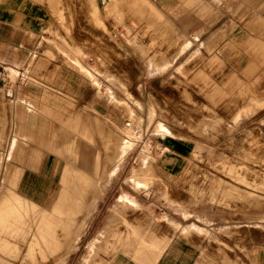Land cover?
Instances as JSON below:
<instances>
[{"label": "rangeland", "instance_id": "rangeland-1", "mask_svg": "<svg viewBox=\"0 0 264 264\" xmlns=\"http://www.w3.org/2000/svg\"><path fill=\"white\" fill-rule=\"evenodd\" d=\"M0 71V174L38 148L21 124L35 115H48L49 126L33 128L50 145L72 142L83 173L99 147L86 118L128 145L119 160L118 151L100 159L105 191L84 192L80 177L68 174L81 208L62 211L71 225L58 228L55 249L39 260L0 257V264H84L121 193L139 204L124 212L127 220L143 222L146 236L171 239L156 264H264V207L250 203L264 200L257 193L264 182L249 172L264 173V100L248 105L252 95L264 97V0H0ZM91 79L113 102L93 95ZM40 101L61 108L41 113ZM132 112L138 120L129 134ZM118 225L88 264H135L123 249L110 254L132 241ZM192 226L205 233L181 234ZM180 235L198 239L188 245L194 259L170 254L176 245L186 249Z\"/></svg>", "mask_w": 264, "mask_h": 264}, {"label": "bare ground", "instance_id": "bare-ground-1", "mask_svg": "<svg viewBox=\"0 0 264 264\" xmlns=\"http://www.w3.org/2000/svg\"><path fill=\"white\" fill-rule=\"evenodd\" d=\"M216 44L217 42L215 41L214 45ZM58 50L62 51L68 57L70 61H75L76 63H80V60L78 58L70 55L68 51L64 50L61 46L58 47ZM90 84L92 87L93 95L95 97L98 96V99L99 98L105 99L106 103L113 102V100L109 98V93H103L99 90V86L96 81L91 79ZM238 99L240 100V98ZM250 99L251 101L249 102L248 105L255 103V102L256 103L262 102L264 100V97H260V95H257V96L252 95ZM252 99H255V100H252ZM119 102L118 101L114 102L115 105L114 104L113 105L117 108L120 105ZM51 103L54 106L49 107V106L44 105V102L42 101L39 104L41 113L45 112V110L42 111V109H44L45 107H47V109L49 110H52V109L55 110V108L59 109L60 106H58L54 102H51ZM19 116L20 118H23L22 117L23 115H19ZM44 116L35 115V119L33 118L32 121L29 123V125L25 121H24L25 123L24 122L21 123V124H24L25 131H26L25 127L28 128L27 129L28 131L26 133L33 139V141L36 140L37 142L41 143L40 144L42 145L41 147H44V148L38 149L40 147L38 143L37 144L38 148L33 149L31 151V155L29 156L26 155L23 157V159L28 157L27 159L21 160L19 164L15 163L11 165L10 164L6 165L4 167L3 173L1 172L2 174H0V257H2L3 259L4 257L6 258L7 256L18 257L20 254L23 255L24 257L28 256L32 260L34 259L39 260L40 258H45L46 255L50 253V250L52 248L55 249L59 244L58 238L60 234H58V231H59L58 228L64 227L65 229V228H68L69 225H71L70 219L62 220V211H64V209L66 208L71 213L73 212L75 213L76 211H79L81 208L79 201H78L79 197H76L74 195L75 190L77 191L78 188L70 184L69 180L67 179L68 174L72 173V174H75L77 177L78 176L80 177L81 183H82L80 185V190H83L84 192L91 191V193L93 194L95 187H99V186L102 188L103 191H105L106 187L100 184L101 178L105 177L104 165L101 162L102 157L104 156L105 158L106 156L110 154L111 151L113 152L118 151L119 153L116 156V160H119L120 156H122V152L124 154L128 148V145L125 144V142L123 146L121 147L119 146V144L121 143V136L119 134L118 136H116L115 134H112L111 131L109 132L97 120H91V118H86L84 120V123H85L84 125L90 129V136L94 135V137L99 140V145H98L99 147L96 148V151L94 153L93 166L90 169L88 168L89 171L86 170V172L83 173V171L79 169L78 165H81L80 164L81 162L80 160L78 161V155H76L75 148L73 147L72 142L69 141L68 143H65L66 145L54 147L49 144L50 140H52L51 138L50 140H47V138L43 136L44 133L34 130V128H37V127L46 128L47 126H49L50 122L48 123L49 120L46 119L48 115L46 117ZM235 119H237V117ZM137 120H138L137 114L132 112L130 120L127 121V123L125 122L127 125H129L126 133L131 134V131H133L136 127L135 123L137 122ZM121 126L122 124L117 125V127H121ZM161 127L164 131L170 132L169 130H167L168 128L166 126L163 125ZM19 130H20L19 135L21 133L22 134L24 133L22 129L19 128ZM79 133H80V130H79ZM19 135L17 137L15 136L14 138V141H13L14 150L12 149L13 151L17 150L15 148L17 147V144L20 142L21 138L19 137ZM54 138H55V135H54ZM2 140L3 138L1 139V132H0V143L2 142ZM36 141H34V143ZM56 141H57V138H56ZM59 141L60 139L58 140V142ZM63 141H67V140H63ZM81 155L82 154H80V156ZM249 156L250 155H248L247 158H249ZM83 157H84V153H83ZM164 161H161L158 163L156 162L155 166L160 169V167L164 166V164L162 163ZM249 172H250V175H252L255 179L261 182H264L263 172L257 171V170L256 171L250 170ZM76 179L80 181L78 178ZM139 181L140 180H138L137 182L142 183V181L140 182ZM261 189L263 190H258V191H263V192H257V193L260 196V198L262 197V199H264V188H261ZM238 190L244 191V190H241L240 188ZM249 202H250L249 200L246 201L247 204ZM250 203L257 209L260 207L261 208L264 207V200L260 201L256 199ZM138 205L139 204L133 198L129 197L126 193H121L115 199V203L110 208V213L108 217L106 218L104 225L102 226L101 230H99L94 246L89 251L88 255H86L84 264H88V260L91 258H94L97 255V251H95L94 248L102 249V246L104 248V244L106 241L104 238H106L107 233L110 231L111 226L113 224L114 226H119L118 224L125 225L126 226L125 230H127L128 234L130 235L129 238L130 239L132 238V241H129L128 238L125 240L121 239L120 241L123 240V242L115 244L114 250L112 252L110 251L111 255L115 253L117 250L120 251L121 249H123L124 255L125 256L130 255L131 259L134 261L135 264H156L157 263L163 249L168 245L170 238L167 236H164L162 240L161 239L157 240L153 237V234H152L153 232H150L149 235L146 236V230H143L144 228H142L145 226L143 225L144 224L143 222H141L140 224L139 222L138 224H134V223H131L129 220H127V218L124 216V212L129 208L136 209L139 207ZM184 212L183 214L186 215ZM142 213L140 211V214ZM149 214H150V218L153 220L152 212H150ZM71 216L70 218H72ZM262 217L263 216H257V218H262ZM84 220L85 219H83V222ZM141 220H142V217H141ZM166 220L175 229L178 227V223L174 222L173 220L168 219V218H166ZM147 224L149 225V223ZM191 228L193 230H190L189 227L183 229L181 234L184 233L188 235L194 232L195 230H196L195 232L198 235H200V233L202 234L205 233V231H202L201 228L198 226L197 227L192 226ZM113 233L115 232L113 231L112 235ZM113 237H116L115 239L117 240L120 239L119 235L118 236L114 235ZM191 239H194V238H191ZM117 245L118 246L120 245V247H118ZM110 260L107 259L105 264L110 263ZM3 261H6V259H4ZM5 264H11V263L7 262Z\"/></svg>", "mask_w": 264, "mask_h": 264}, {"label": "crops", "instance_id": "crops-1", "mask_svg": "<svg viewBox=\"0 0 264 264\" xmlns=\"http://www.w3.org/2000/svg\"><path fill=\"white\" fill-rule=\"evenodd\" d=\"M180 236H181V238L183 237V239H184V240L182 239L185 242L184 245H183V247L184 246H187L186 249L185 250H179L178 251L177 245H176V244H178V242H176V244L175 243L174 244L172 243L173 244L172 247H174V245H176V247H175V250H173V251L170 252V254L171 255H173V254L175 255L176 253L179 254L180 261H183V262L187 261L189 258L190 259H194V251H195V249L193 247L188 246V245H190L192 243H195L198 239H196V240L192 239V241L191 240L189 241L183 235H180ZM188 239H191V238H188ZM190 242H192V243H190ZM196 244H198V243H196ZM170 246H171V239H170L168 245L165 248L169 249ZM218 246L219 247H217V248H219L220 252H216V253L220 254L221 256H224L226 249L223 246V244H222L221 241H218ZM162 253H163V251H162ZM162 253H161V255H162ZM161 255H160V257H161Z\"/></svg>", "mask_w": 264, "mask_h": 264}, {"label": "built area", "instance_id": "built-area-1", "mask_svg": "<svg viewBox=\"0 0 264 264\" xmlns=\"http://www.w3.org/2000/svg\"><path fill=\"white\" fill-rule=\"evenodd\" d=\"M0 74H1V71H0Z\"/></svg>", "mask_w": 264, "mask_h": 264}]
</instances>
